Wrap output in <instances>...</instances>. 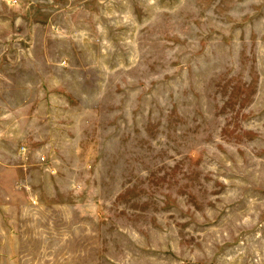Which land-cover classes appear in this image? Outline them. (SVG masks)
<instances>
[{"label": "rangeland", "instance_id": "rangeland-1", "mask_svg": "<svg viewBox=\"0 0 264 264\" xmlns=\"http://www.w3.org/2000/svg\"><path fill=\"white\" fill-rule=\"evenodd\" d=\"M70 6L0 264H264V0Z\"/></svg>", "mask_w": 264, "mask_h": 264}, {"label": "crops", "instance_id": "crops-1", "mask_svg": "<svg viewBox=\"0 0 264 264\" xmlns=\"http://www.w3.org/2000/svg\"><path fill=\"white\" fill-rule=\"evenodd\" d=\"M76 16L70 0H0V240L32 212L34 167L47 159L48 48L73 47Z\"/></svg>", "mask_w": 264, "mask_h": 264}]
</instances>
